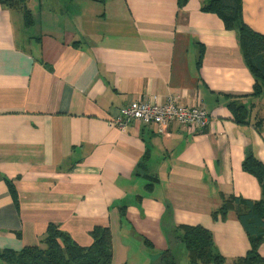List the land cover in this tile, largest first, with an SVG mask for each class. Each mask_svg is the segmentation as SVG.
Here are the masks:
<instances>
[{
	"label": "crops",
	"instance_id": "obj_1",
	"mask_svg": "<svg viewBox=\"0 0 264 264\" xmlns=\"http://www.w3.org/2000/svg\"><path fill=\"white\" fill-rule=\"evenodd\" d=\"M205 1L26 0L27 30L0 4V253L43 248L49 226L87 247L103 227L112 264H135L131 249L138 264H160L168 248L189 264L168 231L199 225L224 264L245 256L236 214L211 215L223 198L262 197L241 165L248 155L264 165V96L250 95L236 33ZM241 1L243 22L264 36V0ZM170 96L201 105L206 125H109L131 101ZM230 100L247 109L245 124ZM259 254L264 264V239Z\"/></svg>",
	"mask_w": 264,
	"mask_h": 264
},
{
	"label": "trees",
	"instance_id": "obj_2",
	"mask_svg": "<svg viewBox=\"0 0 264 264\" xmlns=\"http://www.w3.org/2000/svg\"><path fill=\"white\" fill-rule=\"evenodd\" d=\"M68 1L105 4L109 0ZM187 1L177 0V5L181 7ZM0 4L23 14L26 30L33 23L26 0H0ZM202 11L218 16L225 30L236 33L243 62L254 80L250 95L264 96V36L254 32L243 22L242 1L206 0ZM226 107L237 124L246 123L247 109L242 104L230 100ZM241 168L258 181L262 192L261 199L249 201L235 196L223 198L220 207L211 216L215 219L217 216L225 217L228 212H234L250 244L245 256L236 259L234 264H260L263 259L259 254V246L264 239V165L254 156L248 155ZM123 213L122 211V216ZM168 236L172 242H179L183 246L189 264H224V258L216 251L212 234L207 228L199 225H181L172 230V233L168 231ZM90 237L92 243L82 247L73 242L65 232L49 226L46 237L41 242L43 248L34 245L16 253L4 251L0 253V261L4 264H112L109 230L95 227L90 232ZM144 243L149 246L146 241ZM159 260L160 264H176L175 255L170 248L160 254Z\"/></svg>",
	"mask_w": 264,
	"mask_h": 264
},
{
	"label": "built area",
	"instance_id": "obj_3",
	"mask_svg": "<svg viewBox=\"0 0 264 264\" xmlns=\"http://www.w3.org/2000/svg\"><path fill=\"white\" fill-rule=\"evenodd\" d=\"M208 120L205 109L201 106L185 107L176 103V99L168 97L162 104H149L146 101H131L122 106L109 125L124 129L131 124L143 127L153 126L161 133L170 124L182 127L202 129Z\"/></svg>",
	"mask_w": 264,
	"mask_h": 264
},
{
	"label": "rangeland",
	"instance_id": "obj_4",
	"mask_svg": "<svg viewBox=\"0 0 264 264\" xmlns=\"http://www.w3.org/2000/svg\"><path fill=\"white\" fill-rule=\"evenodd\" d=\"M133 254H135V258H133ZM130 258L134 259L135 264H138L139 262H141L142 259V254L138 251V250H133L131 249L130 252ZM180 255H179V259H180ZM130 263L132 264V262L130 261ZM1 264V263H0ZM141 264V263H140Z\"/></svg>",
	"mask_w": 264,
	"mask_h": 264
}]
</instances>
